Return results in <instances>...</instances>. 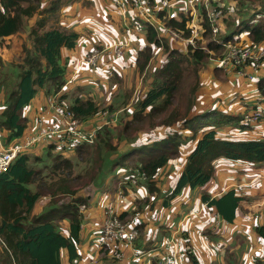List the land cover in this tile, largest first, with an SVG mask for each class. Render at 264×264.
<instances>
[{
	"label": "trees",
	"instance_id": "16d2710c",
	"mask_svg": "<svg viewBox=\"0 0 264 264\" xmlns=\"http://www.w3.org/2000/svg\"><path fill=\"white\" fill-rule=\"evenodd\" d=\"M261 2L264 7V0ZM67 3V0H51L43 5L42 0H0V43L5 42L7 37L23 32L27 34L21 61L12 65L11 82L8 84L7 81L11 72L0 75V93H5L0 130L7 137V144L21 139L30 126L25 108L38 92L41 89H46V94L58 92L67 84L68 70L63 64V49H73L78 34L68 27L48 24V16H58ZM254 18L241 20L233 30L222 34L216 41H210L208 49L221 52L223 43L234 41V36L241 31H246L253 42L264 40V17L253 21ZM167 24L184 30V20L171 17ZM143 25L148 44L135 57V65L140 71L148 64L154 48L161 46L154 28L145 22ZM205 26L204 36H211L208 24L205 23ZM226 26L233 27L232 23ZM183 34L188 35V32L184 30ZM164 50L163 62L152 71V82L146 92L136 99L131 121L127 122L123 131L132 130L131 125L134 127L139 123L147 129L155 125L165 127L167 133L149 143L131 147L119 159L113 160L112 166L122 165L126 158L137 154L139 157L133 168L144 173L145 179L138 181L137 185L127 181L122 185L123 191L127 192L128 185L135 188L144 184L149 195L158 196L157 184L161 173L171 160L178 157L183 144L194 142L174 187L162 197V204L167 206L184 188L197 189L209 184L218 159L263 164L264 137L230 139L219 136L218 128L231 121L232 125L241 129L251 126L242 123L241 116L237 114L199 106L200 71L212 57L211 53L191 46L177 49L165 45ZM218 68H215L216 73H220ZM257 87L264 95V79L259 80ZM71 105L82 121L98 113V105L91 97L82 99L75 96ZM110 127L112 125L108 124L99 129L93 144L77 147V157L86 165V169L78 175H74L76 163L72 158L61 154L53 156L49 149L52 174L44 177L45 180L40 178L43 177L42 172L30 164L26 153L20 154L7 172L0 173V238L3 244L0 264H62V250L68 252L70 263L78 259L77 244L84 218L79 207L84 205L87 209L93 198L82 195L80 190L94 182L101 173V167L95 169V164L101 162L103 152L107 148L114 149ZM182 131H188L189 135L183 136ZM31 185H36V189L33 190ZM46 197H50V202L35 212L39 201ZM242 199L234 189L218 197L206 192L201 195V202L228 223L234 221ZM119 217L123 222L129 218L128 213ZM257 231L262 235L264 227L257 228ZM188 254L192 264H199L192 252ZM254 264H264V260L256 258Z\"/></svg>",
	"mask_w": 264,
	"mask_h": 264
},
{
	"label": "crops",
	"instance_id": "0c3cea01",
	"mask_svg": "<svg viewBox=\"0 0 264 264\" xmlns=\"http://www.w3.org/2000/svg\"><path fill=\"white\" fill-rule=\"evenodd\" d=\"M80 1L71 0L67 3L58 13L57 23H55L58 26L68 27L78 34L75 47L73 49H63V64L67 67L68 77L67 84L62 92L63 96L64 94L67 95L64 98L71 104V100L75 96L82 99L86 98L83 95L75 94L76 90L85 88L83 87L85 84L94 83L96 87H92L89 97L93 96L95 98L99 85L105 89L106 77L109 75L116 74L118 77H122L128 75L129 72H133L134 69L138 70L135 65L136 54L148 44L143 22L137 20L138 18L134 16L127 5L122 12L112 6L109 0H85L84 3ZM172 10H176V7ZM113 18L118 19L121 24L114 26L112 23ZM131 23H135L134 27L130 26ZM15 36L7 37L6 42L9 44ZM22 36L23 38L27 37L25 34H22ZM119 44L124 45L123 51L116 54L113 46ZM92 48H97L100 52L96 67H91L84 62L86 53ZM159 50V47L154 48L153 55L146 65L143 75L146 74L148 68L153 71L155 67L160 66L163 62L165 54L160 57ZM106 64L108 65L107 70H105ZM151 65H154V67L152 68ZM216 67L213 65L211 68L210 79L204 76H202V79L200 78L201 88L197 95L199 106L206 103L214 104L221 99L219 95L228 93L230 90L235 89L236 85H239L238 81L240 80L233 73H229L220 67L218 68L220 73H216ZM139 72L138 70L137 73ZM231 79L233 80L229 86ZM148 81V87L141 89L139 97L149 88L152 82V72L149 73ZM246 84L245 92L251 91L255 98L253 101H249L250 103L244 101L242 106L243 108H255L260 104L263 94L258 87L252 86L248 82ZM49 94H46V89H41L30 105L25 108V115L30 120V128L35 125L36 119L40 116H44L46 121L53 118L46 106V97ZM137 95L138 91L135 88L131 101H134ZM232 111L230 112L232 113ZM233 114L242 116V113L234 112ZM232 123L231 121L219 127L218 135L230 139L264 137V121L250 125L251 127L248 129L235 127ZM182 135H189V132L182 131ZM193 145L194 142L192 141L183 144L178 157L171 160L163 170L157 184L160 192L158 196L149 195L146 186L140 184L135 188L128 185L127 192L123 193V199H119L116 192L118 189L123 188L122 184L118 182L117 185L114 184L113 190H105V200L103 199L102 202L98 203L100 199H92L83 212L84 218L80 241L77 244L79 257L73 263H70L68 252L62 250V264H114V261L116 264H142L140 262L142 260L141 256L145 254L155 255L146 263L154 264L159 260L156 250L167 239V237L164 239L158 237V231L169 232L168 238L171 236L170 238L175 242V248L172 247L173 250L175 249L178 252L179 246V251L183 250L181 255H184L186 244L190 243L189 245L197 252L195 257L199 264H213V260L222 249H219V246L221 247L224 242L231 243V248L236 249L238 236L248 240L253 246L256 245L254 249H250L256 257L253 258V255L251 257L249 255L248 259L244 254L240 255V259L243 260L242 264H254L255 258L264 260V232L261 235L257 231V228L264 227V163L252 164L243 161L218 159L215 163L214 177L209 184L197 189L184 188L167 206L162 204L160 194L162 192L166 193L174 187L185 158ZM230 189H234L238 196L243 197L234 221L218 230H208L213 220L214 211L210 207H204V203L201 202L202 192H206L212 197H218ZM109 208L119 215L128 213L129 218L124 222L131 227L136 225L140 230L139 232L138 228L134 226L138 236L133 241L132 247L126 245L123 247L124 256L121 260H112L108 252L102 251L98 245V226L104 218L105 211ZM211 238H216V240L212 241ZM2 248L3 244L0 238V249ZM151 251L153 253L150 254ZM135 253L138 254L137 257L134 256ZM203 256L206 257V263L202 261ZM179 261L178 257L177 262L181 264ZM182 264L192 263L187 257H184Z\"/></svg>",
	"mask_w": 264,
	"mask_h": 264
},
{
	"label": "built area",
	"instance_id": "2783aa9c",
	"mask_svg": "<svg viewBox=\"0 0 264 264\" xmlns=\"http://www.w3.org/2000/svg\"><path fill=\"white\" fill-rule=\"evenodd\" d=\"M111 5L124 11L127 5L135 17L142 22L152 26L160 40L159 34L165 32L174 36L181 45L196 48V41L203 38L206 31L205 23L208 24L212 39L216 41L219 34L225 27L223 19L225 15L218 5H212L210 0H109ZM204 4L205 16L198 8L199 2ZM176 7V10H172ZM173 11V12H172ZM173 14V15H172ZM204 19H203V17ZM174 17L184 20V30L188 35H184V30L174 29L167 24V21ZM206 20V21H205ZM223 32V31H222ZM161 41V40H160ZM200 46L203 50L212 54L208 46L202 42ZM116 54L123 51V44L114 45ZM224 52L221 57L216 58L214 65L223 70L233 73L238 80L253 83L255 87L259 80L264 79V40L253 42L248 35H236L234 41L223 43ZM100 52L97 48H92L86 53L84 62L91 67H96L99 61ZM211 59V58H210ZM63 89L52 92L46 97V106L53 118L46 121L44 116L36 119V123L29 127L23 137L10 144L2 143L0 135V173L7 172L15 160L30 148L49 149L52 153L69 155L73 154L77 147L81 145L93 144L97 136V131L105 125L115 122L116 114H109L103 111L101 119L92 124L90 121L80 120L74 113L72 105L63 96ZM260 104L255 108L246 107L242 112L241 122L248 125L259 124L264 121V95ZM145 179L144 173L137 169L127 179L132 185ZM126 181V183H127ZM123 189H118L116 196L123 199ZM204 207H208L204 203ZM80 212H84L86 207L80 205ZM104 218L98 226V245L101 250L107 249L109 256L115 260H121L124 256L123 247H132L133 241L137 238V230L126 222H123L119 214L109 208L104 213ZM229 225L217 213H213V220L209 228L218 230ZM82 226V225H81ZM172 244L168 241L166 244ZM135 257L138 254H134Z\"/></svg>",
	"mask_w": 264,
	"mask_h": 264
},
{
	"label": "rangeland",
	"instance_id": "374dc122",
	"mask_svg": "<svg viewBox=\"0 0 264 264\" xmlns=\"http://www.w3.org/2000/svg\"><path fill=\"white\" fill-rule=\"evenodd\" d=\"M51 0H44L42 1L43 5L48 4ZM71 0H67L69 3ZM85 0H81L80 2L84 3ZM212 5H218V8L221 9L225 15V18L223 19V23L225 25L224 29L217 34V38L220 37L222 34L226 33L227 31H231L235 28V26L243 19H251L253 17L254 20H257L258 17H264V7L262 5L261 0H210ZM198 8L205 16L206 10L204 8V4L200 1ZM203 17V16H202ZM48 24L55 25L57 23V15H49L48 16ZM137 19V18H136ZM204 19V17H203ZM137 20H140L139 18ZM34 19L31 21L33 23ZM206 21V20H205ZM112 23L114 26H119L121 22L113 18ZM229 23H232L231 28H228L226 25ZM135 23H131L130 26L134 27ZM140 25V24H139ZM22 34H26V32H23L21 34H17L13 39L10 40V43L3 42L0 43V75H5L6 73L11 72L9 78H8V84L9 81L11 82V75H12V65H17L21 61L23 51L22 46H24V39ZM246 31H241L239 35H246ZM161 46L159 47V55L162 57V54L165 53L164 47L165 45L169 48H177V49H184V45H181L179 43V39L175 40L176 38L174 36H170L166 34L165 32H161L159 34ZM211 36H204L200 40L196 41V46L200 47L204 44L207 45V42L209 39H212ZM251 40V39H250ZM186 47V46H185ZM162 48V49H161ZM224 52V49L221 52H212L211 59L209 58L204 67L200 71V78L202 79V76L209 78L211 77V68L214 65V61L216 58L221 57ZM156 60V59H155ZM154 60V61H155ZM153 68L154 65H151ZM108 69V65H105V70ZM138 69V67H137ZM145 69V68H144ZM144 69L142 71H139L134 69L133 72H129L128 75L118 77L116 74H112V76L106 77V83L105 89L99 85V90L96 92V97H93L92 99L97 103L98 105V113L95 117H92L85 121H90L92 124L96 125V123L101 119L103 116V111H108L109 114H116L115 122H113L110 127V136H111V145H113L114 149H106V152H103L104 157L101 158V162L98 161L95 164L96 167H101V173L98 175L97 179L94 180V182H90L87 185L83 187L82 190H80V193L82 195H88L92 196V199H100L98 203L102 202L103 199L105 200V190H113L114 184L117 185V183H121L122 185L126 183L129 176L134 172L135 167V161L138 159V155L135 154L133 156H129L125 159V162H123L122 165H113L112 161L119 159L123 152L131 149L133 146L142 145L149 143L155 139L161 138L162 136L166 135V129L165 127L156 125L151 127L150 129H147L145 126L144 128L139 125V123L131 125L133 128L126 130V132L123 131V128L127 124L128 121H131L132 113L135 110V103L137 102L136 99L139 98V93L141 89L144 87H148V78L149 73L152 72V69H147L146 74L143 75ZM150 71V72H149ZM113 72V71H112ZM138 75V77H136ZM108 79V81H107ZM231 79L229 81V86L232 83ZM228 81V80H227ZM239 85H236V88L233 90H230L228 93H223L219 95L221 99L216 101L214 104L212 103H206L203 104V106H200L202 108H215L219 111H224L229 113L232 111V113L236 112L238 114H241L242 111H244V108L242 106L243 102L250 103L249 101L254 100V95L251 91L245 92V85H247V81L240 80L238 81ZM241 83V84H240ZM249 83V82H248ZM252 86H254L253 83H251ZM93 84H85L83 87L75 91V94L83 95V97L88 98L89 93H91L92 87H94ZM108 86V87H106ZM96 87V86H95ZM137 88L138 95L134 99V101H131V98L134 93V89ZM102 92V94H100ZM5 93H0V113L3 111L4 101H5ZM100 94V95H99ZM209 98V97H208ZM206 98V99H208ZM213 100V99H212ZM248 100V101H247ZM72 101V100H71ZM214 102V101H213ZM131 103V104H130ZM130 104V105H129ZM236 127V126H235ZM140 129L139 131H135V129ZM146 132V133H145ZM1 135V141L2 143H6L7 137L3 135V132L0 130ZM7 144V143H6ZM30 157V164L38 168L42 172V176L40 177L45 180L47 176L52 174L51 164L52 161L50 157L48 156L47 149H41L39 147L36 148H30L25 152ZM52 153V152H51ZM53 156L59 155L52 153ZM67 157H70L73 159V162L76 163L75 167V173L74 175H78L79 173H82L86 169V165L84 164V161L81 159H78V153L76 151L73 154L66 155ZM39 157V159H37ZM120 164V162H119ZM45 177V178H44ZM75 177V176H74ZM163 181V180H161ZM160 181V182H161ZM117 182V183H116ZM137 185V184H136ZM140 185V184H139ZM32 189H36V185H31ZM116 190V188H115ZM113 193V192H110ZM165 192L160 194V197H163ZM50 202V197L43 198L39 201L36 211H40L45 203ZM169 232L168 231H158V237L166 238L167 241L163 240L164 243L159 246V249L156 250L158 252V261L156 264H178L177 259L179 257L180 263L182 264L184 261V257H187L189 259V252H192L195 256L197 252H195L194 248L188 244H186V248H184V255H181L182 251H179L180 248L178 246V252L172 247L175 248L174 240L172 238H168ZM238 238V247L236 246V249H232V245L229 242H224L221 244V247L219 246V249L221 251L218 252V255L215 257V260H213V264H242L243 260L240 259V255L246 256V258L249 259V255L251 257L252 250L254 249V245L251 244L248 240L242 238L241 236ZM162 240V239H161ZM170 240L172 244H166ZM212 241L216 240V238H211ZM160 241V240H159ZM217 250V249H216ZM236 252V253H235ZM153 253V251L150 252V254ZM178 253V256H177ZM157 255V253H156ZM155 255L152 254L150 256L149 254L142 255L141 258L142 264H146L147 260L154 258ZM256 257V255H253V258ZM256 259V258H255ZM191 262V260L189 259ZM203 263H206V257L203 256L202 259ZM192 263V262H191ZM114 264L115 261H114Z\"/></svg>",
	"mask_w": 264,
	"mask_h": 264
}]
</instances>
